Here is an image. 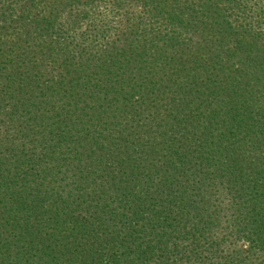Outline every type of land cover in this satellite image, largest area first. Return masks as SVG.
<instances>
[{
	"label": "trees",
	"instance_id": "obj_1",
	"mask_svg": "<svg viewBox=\"0 0 264 264\" xmlns=\"http://www.w3.org/2000/svg\"><path fill=\"white\" fill-rule=\"evenodd\" d=\"M0 264H264V0H0Z\"/></svg>",
	"mask_w": 264,
	"mask_h": 264
}]
</instances>
